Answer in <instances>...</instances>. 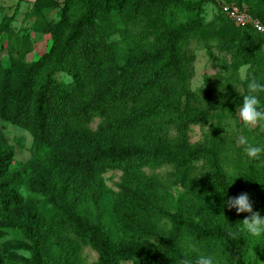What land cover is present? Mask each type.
Listing matches in <instances>:
<instances>
[{
  "label": "trees",
  "instance_id": "obj_1",
  "mask_svg": "<svg viewBox=\"0 0 264 264\" xmlns=\"http://www.w3.org/2000/svg\"><path fill=\"white\" fill-rule=\"evenodd\" d=\"M209 2L220 14L206 21ZM222 4L264 23V0H34L32 32L52 45L27 62L31 34L2 18L10 64L0 60V120L28 131L33 146L17 163L0 128V240L23 236L0 244V264H87L85 247L97 252L94 264H180L202 253L261 264L264 241L228 235L250 214L221 206L247 194L253 212L264 211V165L229 171L223 136L225 120L245 126L239 106L249 78H264V35L237 26ZM47 10L57 18L47 20ZM136 23L139 34L129 30ZM194 43L231 56L220 77L230 95L216 97L210 77L193 91ZM208 122L211 137L193 144L191 128ZM167 166L168 180L146 171ZM109 171L123 173L118 192L104 182Z\"/></svg>",
  "mask_w": 264,
  "mask_h": 264
},
{
  "label": "rangeland",
  "instance_id": "obj_2",
  "mask_svg": "<svg viewBox=\"0 0 264 264\" xmlns=\"http://www.w3.org/2000/svg\"><path fill=\"white\" fill-rule=\"evenodd\" d=\"M63 3L65 0H57ZM34 5V0H0V22L3 17H14L12 27L15 31H23V33L29 32L31 34L32 40L34 42L33 52L27 56V62L36 61L44 53H46L52 45L51 36L40 35L32 32V26L37 21L36 16L32 14V8ZM57 10H47L44 13V17L47 20H54L57 18ZM219 9L211 2L205 5L203 17L206 21H211L215 16L219 15ZM129 30L134 34H139L143 31V25L132 24L129 26ZM7 45V37H0V60L4 66L8 67L10 64V57L8 51L3 46ZM194 54L196 56L194 62V77L191 81V86L193 91L198 92L207 87L206 78H214L215 85L213 87L212 93H215L216 97H219L220 93H226L230 95V90L224 85L222 79L220 78L225 74L223 64L231 62V56L219 48L215 47L212 53H209L203 46L194 43L192 45ZM214 58L218 59L214 60ZM248 66H244L240 70V80L244 82L247 78ZM59 78L63 79L64 75L59 74ZM237 90L240 94L244 93V85L242 83L237 84ZM100 119H96L91 127L96 130ZM215 122H208L203 125L193 126L190 132L191 142L193 144L204 142L206 137L213 134V126ZM223 127V136L227 141V167L229 171H234L237 166L241 165L247 167H263L264 158L261 160L250 162L246 156L245 148L246 142L256 141V137L259 136L257 142H261L264 138V125H256L250 127L252 132V137L246 136V127L239 126L236 122L225 120ZM0 128L6 135L8 142L14 146L16 151V161L17 163H26L30 160L32 156V146L33 137L32 135L23 129L22 127L14 126L9 122H2L0 120ZM172 167H163L157 170L147 169L148 174H155L162 178L163 180H168L172 174ZM123 173L121 171H109L104 176V182L106 186L114 192L119 191V184L121 183ZM171 192L179 197L183 193L181 186H173ZM264 217V211L261 215ZM23 236L20 232L9 231L4 239L0 240V244L5 243L7 240L11 239H22ZM21 256H30L28 252L20 251L18 252ZM82 256L86 260L87 264H94L98 260V254L91 247H85L82 251ZM122 264H134L133 261L128 260ZM264 264V257L261 262Z\"/></svg>",
  "mask_w": 264,
  "mask_h": 264
},
{
  "label": "clouds",
  "instance_id": "obj_3",
  "mask_svg": "<svg viewBox=\"0 0 264 264\" xmlns=\"http://www.w3.org/2000/svg\"><path fill=\"white\" fill-rule=\"evenodd\" d=\"M231 85L235 87L234 84ZM247 89L248 94L243 97L242 105L239 106V117L244 125L249 128L264 125V78L250 77ZM245 153L250 162L261 160L264 158V142H246ZM261 185L264 186V184ZM219 193L227 197L228 190ZM224 207L230 210L235 209L238 214H250L249 218L240 223L237 231H229L230 238L237 239L239 234L243 233L250 240L264 241V217L259 212H253V206L247 194L228 199L225 205L221 206L222 213ZM180 264H225V262L215 253H202L195 258L194 262L185 258L180 261Z\"/></svg>",
  "mask_w": 264,
  "mask_h": 264
},
{
  "label": "built area",
  "instance_id": "obj_4",
  "mask_svg": "<svg viewBox=\"0 0 264 264\" xmlns=\"http://www.w3.org/2000/svg\"><path fill=\"white\" fill-rule=\"evenodd\" d=\"M221 9L237 26H249L264 35V23L254 19L246 9H240L230 4H222Z\"/></svg>",
  "mask_w": 264,
  "mask_h": 264
}]
</instances>
